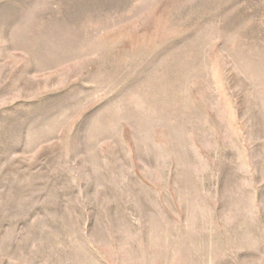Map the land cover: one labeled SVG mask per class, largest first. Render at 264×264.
I'll list each match as a JSON object with an SVG mask.
<instances>
[{"label": "rangeland", "instance_id": "1", "mask_svg": "<svg viewBox=\"0 0 264 264\" xmlns=\"http://www.w3.org/2000/svg\"><path fill=\"white\" fill-rule=\"evenodd\" d=\"M0 264H264V0H0Z\"/></svg>", "mask_w": 264, "mask_h": 264}]
</instances>
